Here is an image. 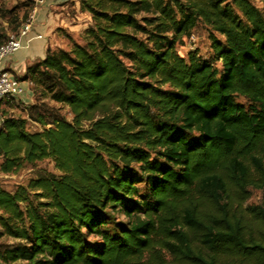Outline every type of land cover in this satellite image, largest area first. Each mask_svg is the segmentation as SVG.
Instances as JSON below:
<instances>
[{"label":"trees","instance_id":"16d2710c","mask_svg":"<svg viewBox=\"0 0 264 264\" xmlns=\"http://www.w3.org/2000/svg\"><path fill=\"white\" fill-rule=\"evenodd\" d=\"M257 2L79 0L82 43L28 63L33 101L1 112L0 171L55 170L0 186L1 264H264ZM198 23L209 55L180 56Z\"/></svg>","mask_w":264,"mask_h":264},{"label":"rangeland","instance_id":"374dc122","mask_svg":"<svg viewBox=\"0 0 264 264\" xmlns=\"http://www.w3.org/2000/svg\"><path fill=\"white\" fill-rule=\"evenodd\" d=\"M253 3L258 5L257 0H251ZM77 2V4H76ZM34 0H0V33L5 36L16 34L19 32L20 27L27 19L32 7ZM53 18L51 23V34L52 39L49 47L53 50L71 48L72 43H82V35L85 28L90 24L89 14L79 9V0H69L62 6L52 11ZM219 37V36H218ZM197 49V52L202 57H207L210 53V40L208 29L198 23L191 31L188 38L183 40V44L176 47V52L185 57L188 51ZM238 101L243 102L241 97L237 98ZM49 106H53L59 110L67 120L71 119L70 113L66 108L60 107L50 101H46ZM15 103V100H13ZM15 115L24 114L23 108L15 107V111L12 112ZM28 128L30 130H40L42 127L28 121ZM46 169L53 171V164L49 160H44L36 164L35 167H25L20 169L16 173H2L0 171V186L8 191L14 189L17 185H25L31 178H35L37 172L40 169ZM138 187L143 190V184L139 182ZM260 199V191L257 189H250V197L247 200V204H256ZM122 216H120V219ZM12 240L6 237H0V243L11 242ZM1 264V263H0Z\"/></svg>","mask_w":264,"mask_h":264},{"label":"crops","instance_id":"0c3cea01","mask_svg":"<svg viewBox=\"0 0 264 264\" xmlns=\"http://www.w3.org/2000/svg\"><path fill=\"white\" fill-rule=\"evenodd\" d=\"M67 1L69 0H45L42 4L38 5L33 12L32 27L23 38V47L4 59V68L15 78H18L21 92L16 97L12 107L6 104L0 105V122L2 119L1 112L7 111L8 113H12L15 111V107L22 109L33 101V96L29 89V81L23 79L25 66L33 60L41 59L45 49L52 47V39L50 37L52 30L50 21L53 18L52 11L58 5H64ZM36 35H40L41 38H35Z\"/></svg>","mask_w":264,"mask_h":264},{"label":"built area","instance_id":"2783aa9c","mask_svg":"<svg viewBox=\"0 0 264 264\" xmlns=\"http://www.w3.org/2000/svg\"><path fill=\"white\" fill-rule=\"evenodd\" d=\"M45 0H34V5L16 34L8 36L7 40L0 45V105L6 101H13L20 94L21 88L18 80L3 66L6 57L14 54L23 47V38L27 35L32 27L33 12L35 8L42 4ZM35 38H41L36 35Z\"/></svg>","mask_w":264,"mask_h":264}]
</instances>
